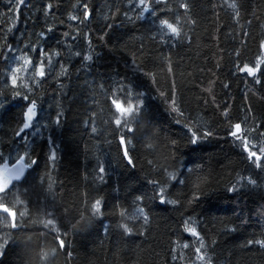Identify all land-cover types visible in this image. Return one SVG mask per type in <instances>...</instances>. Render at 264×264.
I'll return each mask as SVG.
<instances>
[{"label":"snow or ice","instance_id":"obj_1","mask_svg":"<svg viewBox=\"0 0 264 264\" xmlns=\"http://www.w3.org/2000/svg\"><path fill=\"white\" fill-rule=\"evenodd\" d=\"M4 3L8 6L5 15L10 23L6 21L8 26L0 27L4 33L0 36V113L7 115L11 111L9 104H14L18 113L14 116L16 126L10 127L11 138H0V264L6 259L7 252L17 247L20 249L19 264H61V260L63 264H71L73 239L84 234L88 239L94 237L98 222L104 235L111 236L118 246L130 244L139 248L135 238H143L142 243L146 244L160 239L153 232L159 213L175 214L180 219L177 227L171 229L166 247L159 251L153 249L157 257H163L158 264H219L213 259V255L218 254L217 237L240 233L252 219L251 214L246 217L245 209L240 207L241 198L248 193H259L260 199L264 200V112L257 113L250 100L251 94L255 100L264 102V23L259 25L257 54L250 62L241 59L249 38L255 39L253 24L264 15V0L260 5L251 6L252 18L248 16L251 0H223L222 3L209 0L218 25L211 39L219 41L216 33L220 30V12L215 11L217 8L225 10L230 25L235 26L228 33L235 43L228 55L235 70L232 75L244 77L246 90L242 94L239 114L233 113L229 99L217 100L213 89L218 78L215 71L208 69L213 78L209 79L208 86L202 87L203 80L195 83V77L185 81L182 60L173 58L174 50L185 45L190 47L193 43L188 33L192 30L190 26L196 24L192 17L197 7L194 0H126L123 5L113 0L100 9L107 31L98 39L104 41L105 46L111 43L109 32L114 28L124 25L139 31L137 25L140 22L150 21L147 35L122 33L115 36L118 43L109 51L129 56L137 76L109 77L107 83L94 81L92 90H98L102 99L93 96L89 120L84 122V128L89 129L93 137L107 133L111 138L106 142L111 146L115 141L116 147L111 154L113 167L135 170L138 159L134 156L140 150L153 157L146 160L150 169L144 181L149 187L132 189L127 185L125 199L121 201L117 196L111 203L99 194L90 197L87 190L80 191L77 186L71 190L75 198L66 197L63 181L54 179L50 171L56 168V151H49L41 172L40 159L28 139L29 130L39 131L41 127L38 100L42 99L44 86L54 79L58 82V94L66 95L62 78L69 77L72 58L86 61L85 70L94 63L89 28L95 19L94 8L87 0L72 4V11L67 15V20L73 22L69 25L70 31H64L57 38L58 47H49L46 43L49 34L56 31L47 23L54 8L52 2L41 6L46 19L44 29L35 34L37 40L25 43L21 37L19 44L15 41L18 35L15 29L20 10L29 7L31 0L27 3L26 0H4ZM257 8H260V15ZM117 18H120V24L114 23ZM81 26L84 29L82 36ZM78 40L87 44V54L72 43ZM146 40L151 42V47L145 44ZM216 47L219 49L218 43ZM99 55L95 53L96 57ZM175 55L179 56V53ZM222 59L223 56L216 59L217 69ZM198 71L203 73L206 69L199 67ZM158 72L166 74L167 88L158 86ZM187 75L193 73L187 72ZM139 77L147 78L152 90L145 88ZM186 83H194L199 89L195 109L182 92ZM221 87L234 100L230 83L221 81ZM148 99L160 101L170 118L166 121L167 128L156 120V112ZM201 110L205 115H201ZM63 116L58 102L51 125L61 126ZM97 116L105 126L103 130L97 127ZM42 127L48 128L49 123ZM213 142H223L222 156L214 153L209 161H204L200 157L204 151L202 146ZM186 148L200 160L194 167H180L182 150ZM213 158L228 170L226 175L235 173L234 181L223 182L222 174L210 162ZM94 173L92 182L85 184V189L108 183L106 168L99 157ZM88 180L89 176L85 174L83 181ZM120 190L119 186L114 188L116 192ZM220 192L227 194L223 197L225 200L236 204L231 210L232 218L227 220L213 216L211 206L205 207ZM256 214L264 218V205ZM106 216L113 219L105 223ZM200 217H206L207 223ZM239 249L264 254V232L259 237L255 234L245 237Z\"/></svg>","mask_w":264,"mask_h":264},{"label":"trees","instance_id":"obj_2","mask_svg":"<svg viewBox=\"0 0 264 264\" xmlns=\"http://www.w3.org/2000/svg\"><path fill=\"white\" fill-rule=\"evenodd\" d=\"M28 0H26V3ZM52 2L54 4L53 12L50 13V17L47 19L48 25L53 26L56 31L54 34H49L50 39L46 42L49 47H58L56 44L57 38L61 37V33L64 31H70L69 25L73 22L67 20L68 12L72 11L71 5L75 4L77 0H31L29 7H22L20 10L19 21L15 31L18 35L15 36V41L19 44L21 37H24L25 43L35 42L37 40L36 33L41 32L44 29L45 17L42 15L41 6ZM90 7L95 10V19L89 24L92 35L94 52V63L91 68L85 70L84 64L86 61L79 60L75 57L72 58L69 66V77L62 78L64 84L63 92L66 95H59L57 89V81L50 80L42 90V99L38 100L39 119L38 123L41 125L40 130H29L31 133L28 137L31 142V147L34 148L36 156L40 159V171L44 170L45 159L50 150H55L57 154L56 168L50 169L53 178L58 181H63L64 195L69 199H74L75 196L71 190L74 186H77L80 191L87 190L89 196L102 195L109 203L113 201L114 197L119 196L121 201L125 199L124 188L130 185L132 189L140 188L141 186L149 187L145 184L144 177L149 174L150 166L147 165L146 160L152 159L151 155H148L143 150L136 153L134 158L138 159L137 168L135 170L127 169L124 166L113 167L111 154L116 147L115 141L110 146L106 139H110L105 133L102 136L93 137L89 129L84 128V122L89 120L91 110L93 107V96L97 99H102L99 95V91L92 90L93 82L99 83L104 81L108 82L109 77L123 78L125 76L134 78L137 76L133 72L130 57L127 55H121L119 53H113L109 51V48L116 45L118 42L115 39L117 34L131 33L133 35H139L144 33L147 35V28L150 21H143L137 25L139 31H133L124 25L114 28L112 32H109L111 43L105 46V42L98 39V37L107 31L105 28L106 21L103 19V14L100 9L104 8L107 3L113 2V0H87ZM115 2L123 5L126 0H115ZM197 7L193 10L192 17L196 20L194 26L189 31V35L192 37L193 43L189 47L185 45L182 49L174 50V60L181 59L182 66L185 69V81H192L195 77V83H199L203 80L202 87L208 86V81L213 78L212 71L216 72L215 85H213L214 92L217 96V100L221 98L229 99L232 103L233 113L239 114V106L243 103L242 94L246 90L243 84V76H233L232 72L235 71L232 67V58L228 53L232 51L235 43L231 40L228 33L233 31L234 25H230L228 16L225 10L217 8L215 11L220 12L219 17V32L216 33L219 36V41L211 39L214 33V29L218 26L215 23V17L209 0H194ZM223 0H211V3H222ZM262 0H251L248 16L251 17V6L260 5ZM7 4L4 0H0V27L6 28L10 23L9 18L5 13L7 12ZM124 11L125 9H121ZM257 13L260 15V8H257ZM8 21V23H6ZM120 24V18H117L114 22ZM264 23V15L260 16V19L254 20L253 35L255 39L249 38L247 48L244 50L242 60L244 62H250L253 60L258 51L257 41L260 38L259 25ZM143 25V26H141ZM81 36L84 34L83 26L80 28ZM4 33L0 30V36ZM235 34V33H233ZM9 39H13L10 35ZM71 42V41H69ZM75 43L77 48L88 53V46L83 40H78ZM219 44V49L216 47ZM148 47L152 44L149 41H145ZM98 52L100 55L95 56ZM179 53V56L175 53ZM223 56L220 60V67L217 69L216 59ZM215 57V58H214ZM127 62V63H126ZM199 67L206 69L201 73L198 71ZM187 72H192V76H188ZM143 82V86L149 90H152L150 81L147 78L139 77ZM158 86L162 88L168 87V78L165 73L158 72L157 75ZM221 81L230 83V94L234 97V100L230 99L225 94V90L221 87ZM180 80L178 77V84ZM154 91V90H153ZM182 92L187 101L195 109V96L198 94L199 89H196L194 83H186L182 87ZM206 95V94H205ZM250 100L253 103L254 109L257 113L264 112V102L257 101L251 97ZM59 102V109L64 112V116L61 118V126H53L50 121L54 118L57 111ZM147 102L153 105V111L156 112V120L163 124L165 128L168 127L166 121L170 118L167 113L163 111V107L159 100L148 99ZM8 108L11 111L5 115L0 113V138L8 140L12 136L10 127H15L14 116L18 113L14 104H9ZM209 113L211 109L208 110ZM201 115H205L201 110ZM49 123L48 128L42 127L43 124ZM97 127L103 130L105 127L102 124L101 117L97 116ZM51 138V142H49ZM225 147L223 142H213L211 144H205L202 146L204 151L200 153V157L204 161H209L210 157H213L215 153L218 156H222L220 149ZM162 151V149H161ZM183 155L180 157V167H194L200 160L194 157L190 148L183 149ZM97 157L104 163L107 171L106 179L107 184H99L98 187H88L85 189V184L92 182V176L95 174L94 169L97 165ZM216 171L220 172L221 178L224 183L229 180L234 181L236 176L233 173L231 176L226 175V171L222 165L218 164L215 158L210 161ZM11 166V164H10ZM40 173H33V175H39ZM88 174L89 180L83 181V176ZM74 182V183H73ZM116 186L120 187V192L114 191ZM226 193L220 192L217 196L213 197L210 205L213 208V216L219 215L226 220L232 218V208L236 207L234 202L225 200L223 197ZM264 205V200L260 199L259 193H248L241 198L240 207L245 209V216L251 214V221L249 225L241 229L238 234L217 237L219 244L217 246L218 254L213 255L214 262L219 261V264H264V254L253 251H242L239 249V245L243 243L245 237H249L255 234L259 237L261 232H264V218L259 217L256 211ZM239 209H237L238 211ZM113 217L106 216L105 223H108ZM179 217L175 214H158V222L153 226V232L159 237L158 241H149L147 244L142 243L143 238H135L139 248H136L130 244L117 245L116 241L111 236H105L103 228L97 226V234L91 239L86 238V234L75 237L73 239V259L71 264H134L138 261V264H158L163 257H157L153 249L159 251L161 247H166L169 237L172 235L171 229L177 227ZM204 223H207L206 217H200ZM203 227V225H201ZM210 227V225H209ZM133 239V238H129ZM148 244L151 247H148ZM143 249V250H141ZM20 261V249L13 248L7 252L6 259L3 264H19ZM61 264L63 261L61 260ZM182 264V262H178Z\"/></svg>","mask_w":264,"mask_h":264}]
</instances>
